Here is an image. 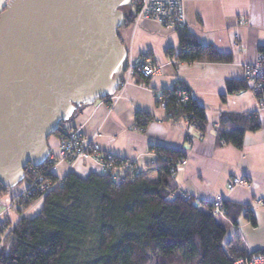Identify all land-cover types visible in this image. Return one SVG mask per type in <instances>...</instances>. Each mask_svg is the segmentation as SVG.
Masks as SVG:
<instances>
[{"label": "trees", "instance_id": "obj_1", "mask_svg": "<svg viewBox=\"0 0 264 264\" xmlns=\"http://www.w3.org/2000/svg\"><path fill=\"white\" fill-rule=\"evenodd\" d=\"M126 12L128 26L134 22L135 7H128ZM177 31V61L233 62L231 54L202 44L187 27ZM140 77L144 83L148 81ZM227 87L231 93L249 89L245 80L230 81ZM182 92L189 96L186 103H179ZM159 97L167 100L170 120H186L201 134L207 132L205 108L182 83L162 91ZM81 109L62 123L50 139L63 140L68 124ZM137 121L149 122L151 117L138 113ZM259 128L254 115L225 114L217 131V145L231 144L241 149L246 132ZM151 151L157 153L150 167L157 173L155 180L149 179L146 172L140 173L137 167L133 168L139 173L134 179L129 171L120 180L112 173H91L83 178L69 173L45 198L35 217L27 216L18 222L7 239L0 264H234L237 258L264 252L248 254L236 248L233 241L227 240V229L221 222L228 217L238 227L239 219L244 217L255 227L256 218L250 209L224 201L222 218L212 203L187 199L174 182L176 165L185 155L159 146H152ZM118 159L115 164L120 163ZM26 176L25 172V179ZM49 177L57 178L54 174ZM4 191L0 186V196Z\"/></svg>", "mask_w": 264, "mask_h": 264}, {"label": "crops", "instance_id": "obj_2", "mask_svg": "<svg viewBox=\"0 0 264 264\" xmlns=\"http://www.w3.org/2000/svg\"><path fill=\"white\" fill-rule=\"evenodd\" d=\"M183 1L188 30L202 44L231 54L233 62L181 63L176 60L180 50L178 31L151 20L142 21L137 27L128 25L119 30V35L129 55L136 63L147 58L158 61L163 66L161 72L146 83L135 75L112 110L106 99H101L83 107L70 124L82 128L84 136L96 135L95 142L103 154L136 163L151 180L157 178V173L149 168L155 160L152 146L183 153L188 164L174 176L178 191L199 201L212 203L221 197L250 209L256 218L255 227L244 217L239 219L238 227L228 217L221 222L227 234L229 230L232 232L228 241H233L236 248L261 251L264 250V108L249 89L231 93L227 84L243 82V66L255 61L264 47V0H243L235 13L220 15L212 7V0ZM237 38L240 48L234 45ZM179 83L205 108V134L186 120H170L166 110L159 107V94L178 87ZM138 113L150 116L151 121L139 124ZM225 114L254 115L260 122L259 130L246 132L241 149L231 144L217 145V131ZM58 144L55 137L49 142L50 148ZM82 167L74 171L81 177L98 170L94 163L87 164L83 172ZM233 177L249 179L252 188L229 192L227 186Z\"/></svg>", "mask_w": 264, "mask_h": 264}, {"label": "water", "instance_id": "obj_3", "mask_svg": "<svg viewBox=\"0 0 264 264\" xmlns=\"http://www.w3.org/2000/svg\"><path fill=\"white\" fill-rule=\"evenodd\" d=\"M132 0H10L0 12V186L43 166L79 108L113 96L129 51Z\"/></svg>", "mask_w": 264, "mask_h": 264}, {"label": "built area", "instance_id": "obj_4", "mask_svg": "<svg viewBox=\"0 0 264 264\" xmlns=\"http://www.w3.org/2000/svg\"><path fill=\"white\" fill-rule=\"evenodd\" d=\"M10 0H6L5 5ZM135 7V19L133 26L137 27L140 22L145 20H151L159 25L165 27L169 30L177 31L186 27V4L183 0H170V1H159V0H132ZM2 9H0V12ZM243 22L241 21L240 24ZM235 47L240 48L241 43L237 38L235 40ZM162 64L158 61H155L151 58L145 59L144 62L136 63L134 62L131 55H129L127 69L124 73L123 80L117 90V92L106 99L107 105L110 110H112L115 105L123 97L125 89L130 84L131 80L135 75H141L143 78L151 79L152 77L158 75L161 72ZM244 80L249 85V90L253 93L259 101L260 107L264 108V47H262L255 59V61L247 63L243 66ZM179 103H186L189 100V96L186 92L180 93ZM159 107L166 110L167 100H159ZM96 135L87 137L82 133V128H73L72 131H67L66 136L60 142L59 151L56 154L54 151H51L50 156L47 160L46 168L45 166L38 167L29 166L27 168V179L25 185L22 189H18V192L15 193L13 189H10L7 193L12 197V205L1 210L0 208V259H1V250L3 247L4 241L11 235L16 224L11 227H5L3 214L5 211L15 209L19 212L23 218L27 217V213L31 210L39 209L42 202L45 198L56 188H58L64 177H57L59 172L60 160L65 161L66 165L70 167L68 172L74 170L78 164L87 166L89 163H94L97 165V173H112L115 176L116 180H120L122 174L127 171L130 172V177L134 179L139 173L133 171V165L128 163L120 162L115 164V158L111 155H107V158L112 161L110 164H106L104 159L98 156L97 151H99V146L95 142ZM187 164V160L184 159L177 163L176 172L183 169V165ZM45 170V173L42 174V171ZM75 171V170H74ZM74 173V172H73ZM54 174L57 178L52 180L49 176ZM80 176L78 173H75ZM119 174H121L119 176ZM81 177V176H80ZM83 178V177H82ZM252 183L249 179L233 177L230 179L227 189L229 192H234L237 189H251ZM187 199H194L192 196H186ZM197 202L199 200L195 199ZM212 205L214 207L215 213L219 217H224V199L217 197ZM9 225H12L9 217L7 219ZM20 222V221H19ZM248 254H251L249 252ZM234 264H264V252L259 255H254L251 257H240L234 261Z\"/></svg>", "mask_w": 264, "mask_h": 264}, {"label": "rangeland", "instance_id": "obj_5", "mask_svg": "<svg viewBox=\"0 0 264 264\" xmlns=\"http://www.w3.org/2000/svg\"><path fill=\"white\" fill-rule=\"evenodd\" d=\"M213 2H214V4L212 5V7L214 8V10L217 12V13H219V15L221 14V12H226V13H235V11H236V9L239 7V5H240V3H242V1L243 0H212ZM5 2H6V0H0V9H2L3 10V8L5 7ZM134 6V5H133ZM132 6V7H133ZM217 18V17H216ZM141 76V75H140ZM146 79V78H145ZM254 95V94H253ZM256 97V96H255ZM257 98V97H256ZM258 99V98H257ZM159 104V103H158ZM71 123V122H70ZM68 124V127H69V131H72L73 130V127L71 126V124ZM142 128V127H141ZM56 138V137H55ZM52 139L53 138H51L50 140H49V142L50 141H52ZM58 139V138H57ZM59 140V139H58ZM60 142H62V140H59V144H58V146L57 147H54V148H51V151H54L56 154L58 153V149H59V147H60ZM154 154H155V159L157 158V153H155V152H153ZM97 154H98V156H100L102 159H104V161L106 162V164H110L112 161H110L108 158H107V155L108 154H103L102 153V151H101V149H100V147H99V151H97ZM111 156H113V155H111ZM113 158H115V159H118L117 157H114L113 156ZM60 160V166H59V169H58V173H57V177L59 176H61V177H64V175H66V173H72V172H74V170L76 169H74V170H72V171H70V172H68V169H70V167L68 166V164L66 165V163H65V161H61V159H59ZM187 160V159H186ZM118 161L119 162H123V163H130L131 165H133V167H137L138 169H139V171H140V173H142V172H145V170H144V168H141V167H139L136 163H133L132 161H130V160H128V159H122V158H119L118 159ZM113 163V162H112ZM154 163V162H153ZM153 163H151L150 165H149V168L153 165ZM179 163V162H178ZM187 164H188V161H187ZM187 164L186 165H183L184 167L183 168H185L186 166H187ZM62 165H64V166H62ZM43 166H45V168H46V164H44ZM80 166H82V165H80V164H78L77 165V167H80ZM84 166V165H83ZM41 167V166H40ZM40 167H38V169L40 168ZM63 167V168H62ZM87 169V166H85V167H82V172L85 170V169ZM178 172V171H177ZM176 172V173H177ZM43 173H45V170L44 171H42V174ZM84 177H86V176H84ZM25 181H26V179H24V181L22 182V183H20L17 187H15V188H13V190H14V192L15 193H17L18 192V189H22L23 187H24V185H25ZM10 189H5V191H4V193L3 194H1V196H0V208H1V210H5V208H7V207H10L11 205H12V203H13V201H12V197H11V195H9V193H7L8 191H9ZM182 195L184 196V197H186V196H188V194H186V193H182ZM39 212V209L38 208H36L35 210H31L29 213H27V215H28V217H30V218H32V217H35L36 215H37V213ZM8 217H9V220H10V222H11V224L13 223V224H16V223H18L19 221H20V219H21V217H22V215L19 213V212H17L15 209H11V210H9L8 212L7 211H5L4 212V214H3V218L4 219H8ZM5 225V227H11V226H14V225ZM232 235V232H230V230H229V232H228V234H227V240H228V238H230V236ZM11 236V235H10ZM10 236H8V238L10 237ZM7 238V239H8ZM7 239H6V241H4V242H2L3 243V247H2V252H1V254L3 253V251H4V249H5V246H6V243H7Z\"/></svg>", "mask_w": 264, "mask_h": 264}, {"label": "bare ground", "instance_id": "obj_6", "mask_svg": "<svg viewBox=\"0 0 264 264\" xmlns=\"http://www.w3.org/2000/svg\"><path fill=\"white\" fill-rule=\"evenodd\" d=\"M7 220L5 219L4 222H6Z\"/></svg>", "mask_w": 264, "mask_h": 264}, {"label": "flooded vegetation", "instance_id": "obj_7", "mask_svg": "<svg viewBox=\"0 0 264 264\" xmlns=\"http://www.w3.org/2000/svg\"><path fill=\"white\" fill-rule=\"evenodd\" d=\"M26 173H27V171H26Z\"/></svg>", "mask_w": 264, "mask_h": 264}]
</instances>
